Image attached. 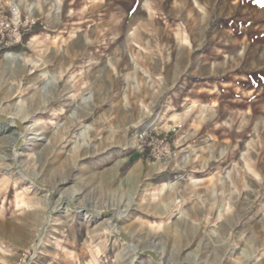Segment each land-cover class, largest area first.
<instances>
[{"label": "rangeland", "instance_id": "obj_1", "mask_svg": "<svg viewBox=\"0 0 264 264\" xmlns=\"http://www.w3.org/2000/svg\"><path fill=\"white\" fill-rule=\"evenodd\" d=\"M254 2L15 0L28 31L0 34V264H264Z\"/></svg>", "mask_w": 264, "mask_h": 264}, {"label": "built area", "instance_id": "obj_2", "mask_svg": "<svg viewBox=\"0 0 264 264\" xmlns=\"http://www.w3.org/2000/svg\"><path fill=\"white\" fill-rule=\"evenodd\" d=\"M5 11H9L10 16H7L4 13ZM13 19H15L16 22ZM19 22L20 17L16 10L15 0H3V2L0 1V34L2 35V39H4L3 35H7L8 38V42L5 43V45L12 46L19 43L22 37L28 31V29L19 30Z\"/></svg>", "mask_w": 264, "mask_h": 264}, {"label": "crops", "instance_id": "obj_3", "mask_svg": "<svg viewBox=\"0 0 264 264\" xmlns=\"http://www.w3.org/2000/svg\"><path fill=\"white\" fill-rule=\"evenodd\" d=\"M255 6H257V5H261L262 3H264V0H255ZM234 6V5H233ZM163 120V119H162ZM163 122V121H162ZM161 122V123H162ZM161 123H157V124H155V125H160ZM138 162V164L137 165H135L136 166V170L138 171L139 169H140V167H139V165H141L140 164V162L139 161H137ZM164 167H162V165L161 164H156V165H154V166H152V168H151V171H149L148 172V178H150L152 175H154V173H160L161 172V174L162 173H164L163 172V169ZM134 170H131L130 171V175L131 176H133L134 175ZM164 181H168V180H161L160 182H157V183H155V185L154 186H157L158 184H160L161 182H164ZM153 186V187H154Z\"/></svg>", "mask_w": 264, "mask_h": 264}, {"label": "bare ground", "instance_id": "obj_4", "mask_svg": "<svg viewBox=\"0 0 264 264\" xmlns=\"http://www.w3.org/2000/svg\"><path fill=\"white\" fill-rule=\"evenodd\" d=\"M59 4H60V2H59ZM18 19V18H17ZM15 22H16V20L15 19H13ZM4 56H9V55H12L11 53H9V52H5L4 54H3ZM87 65V64H86ZM163 120L162 119H160V120H158L157 122H156V124L157 123H161ZM145 131V130H144ZM95 171H96V167H95V165L94 164H92L87 170H86V172H85V175H92V174H94L95 173ZM197 181V180H196ZM169 186H171V183L169 182V181H164V182H161L160 184H158L157 186H154V188H159V189H164V188H166V187H169ZM42 188L44 187V186H41ZM49 191V193H51V191L50 190H48ZM51 211V210H50ZM151 259H152V257H150Z\"/></svg>", "mask_w": 264, "mask_h": 264}, {"label": "water", "instance_id": "obj_5", "mask_svg": "<svg viewBox=\"0 0 264 264\" xmlns=\"http://www.w3.org/2000/svg\"><path fill=\"white\" fill-rule=\"evenodd\" d=\"M0 118L3 119V120H5V121H7V122L10 121V119H8V118H6V117H4V116H0ZM15 123H16V126H17L19 129L22 130V128H21V124H20L18 121H15ZM20 143H21V141H19V144H20ZM118 236H119L123 241H126V237H125L123 234H120V235H118ZM140 256H148V257H152L153 260H156V257H155L154 255H152L151 253H149V252H145V251H143V253L140 254Z\"/></svg>", "mask_w": 264, "mask_h": 264}]
</instances>
